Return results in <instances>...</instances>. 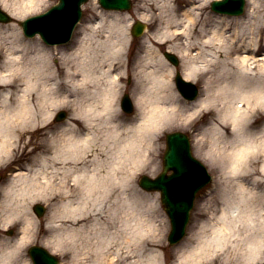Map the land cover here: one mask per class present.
<instances>
[{"label":"clouds","instance_id":"clouds-1","mask_svg":"<svg viewBox=\"0 0 264 264\" xmlns=\"http://www.w3.org/2000/svg\"><path fill=\"white\" fill-rule=\"evenodd\" d=\"M73 2L0 0V264H264V0Z\"/></svg>","mask_w":264,"mask_h":264}]
</instances>
